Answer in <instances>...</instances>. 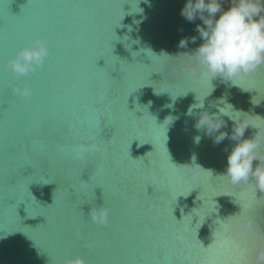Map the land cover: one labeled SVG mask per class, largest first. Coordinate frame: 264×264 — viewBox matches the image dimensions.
I'll return each mask as SVG.
<instances>
[{
    "label": "water",
    "instance_id": "water-1",
    "mask_svg": "<svg viewBox=\"0 0 264 264\" xmlns=\"http://www.w3.org/2000/svg\"><path fill=\"white\" fill-rule=\"evenodd\" d=\"M186 2L0 0V264H264V191L233 185L236 141L216 143L234 122L196 127L225 98L264 162V65L205 77ZM36 37L48 58L14 76Z\"/></svg>",
    "mask_w": 264,
    "mask_h": 264
},
{
    "label": "clouds",
    "instance_id": "clouds-1",
    "mask_svg": "<svg viewBox=\"0 0 264 264\" xmlns=\"http://www.w3.org/2000/svg\"><path fill=\"white\" fill-rule=\"evenodd\" d=\"M181 15L189 22L195 21L197 17L203 21V27L200 25L196 27L203 42L191 55L205 77L210 80L221 77L236 85L235 80L238 77L254 74L264 65V0H233L227 8L223 7L221 0H187ZM191 42L195 43L196 38H191ZM187 43L188 40L182 39L180 47H185ZM49 54L47 39L36 37L15 51L6 62L7 68L16 77H28L44 65ZM14 92L24 98L31 95V89L27 84L23 88H14ZM214 106L217 112L211 115L207 111L203 115L200 113L196 127L207 130L212 128L217 132L226 126L223 117H228L234 122L230 137L224 133L216 139V143L225 138L236 141L228 153L223 175L227 176L233 185L254 181L257 190L264 191V162L257 151L261 137L255 135L253 138H243L249 126L254 128L256 126L245 120L237 123V118H234L232 113L243 111L236 110L223 97L218 99ZM195 108L203 109L204 101ZM228 109H231V112ZM217 116L221 118V122L216 121ZM254 161L257 162L255 166ZM105 215L102 213L99 221H104ZM97 219L93 217L94 221ZM2 238L0 236V239ZM260 259L264 260V255ZM74 264L84 262L77 259Z\"/></svg>",
    "mask_w": 264,
    "mask_h": 264
},
{
    "label": "flooded vegetation",
    "instance_id": "flooded-vegetation-1",
    "mask_svg": "<svg viewBox=\"0 0 264 264\" xmlns=\"http://www.w3.org/2000/svg\"><path fill=\"white\" fill-rule=\"evenodd\" d=\"M221 3L224 8H227L233 3V0H221Z\"/></svg>",
    "mask_w": 264,
    "mask_h": 264
},
{
    "label": "snow or ice",
    "instance_id": "snow-or-ice-1",
    "mask_svg": "<svg viewBox=\"0 0 264 264\" xmlns=\"http://www.w3.org/2000/svg\"><path fill=\"white\" fill-rule=\"evenodd\" d=\"M99 223L104 224V223H106V221L105 220L104 221H99Z\"/></svg>",
    "mask_w": 264,
    "mask_h": 264
}]
</instances>
